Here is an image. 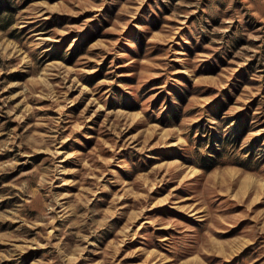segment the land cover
Returning a JSON list of instances; mask_svg holds the SVG:
<instances>
[{
    "label": "rangeland",
    "instance_id": "obj_1",
    "mask_svg": "<svg viewBox=\"0 0 264 264\" xmlns=\"http://www.w3.org/2000/svg\"><path fill=\"white\" fill-rule=\"evenodd\" d=\"M0 264H264V0H0Z\"/></svg>",
    "mask_w": 264,
    "mask_h": 264
}]
</instances>
